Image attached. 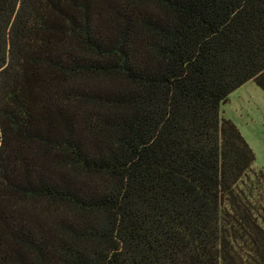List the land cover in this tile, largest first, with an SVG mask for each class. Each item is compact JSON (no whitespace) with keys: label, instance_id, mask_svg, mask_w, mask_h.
Returning <instances> with one entry per match:
<instances>
[{"label":"trees","instance_id":"trees-1","mask_svg":"<svg viewBox=\"0 0 264 264\" xmlns=\"http://www.w3.org/2000/svg\"><path fill=\"white\" fill-rule=\"evenodd\" d=\"M248 80L264 0H0V264H264Z\"/></svg>","mask_w":264,"mask_h":264},{"label":"rangeland","instance_id":"rangeland-1","mask_svg":"<svg viewBox=\"0 0 264 264\" xmlns=\"http://www.w3.org/2000/svg\"><path fill=\"white\" fill-rule=\"evenodd\" d=\"M221 113L230 118L255 153L253 166L264 167V92L253 80H248L221 104Z\"/></svg>","mask_w":264,"mask_h":264}]
</instances>
